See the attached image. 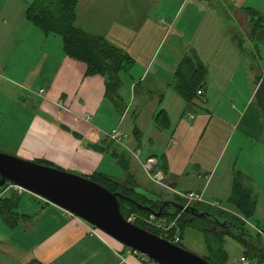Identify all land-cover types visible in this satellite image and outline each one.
I'll return each mask as SVG.
<instances>
[{
    "label": "crops",
    "instance_id": "crops-1",
    "mask_svg": "<svg viewBox=\"0 0 264 264\" xmlns=\"http://www.w3.org/2000/svg\"><path fill=\"white\" fill-rule=\"evenodd\" d=\"M30 1L0 4V147L67 169L109 176L110 166L121 164L119 156L127 161V174L149 193L205 194L227 152V146L223 152L225 144L238 132L237 149L228 153L216 176L223 193L212 190L209 197L228 199L238 171L257 205L264 155L256 159L245 145L256 142L255 151L260 146L264 154V127L259 125L257 108L249 109L251 91H255L257 107L264 110V58L259 48L264 46V20L252 34L246 10L264 14V1L78 0L75 25L124 50L133 58V67L141 64L125 72L133 79V90L141 86L139 112L138 104L132 109L122 98L121 72L119 98L107 97L101 75H85L84 64L65 55L61 39L44 35L25 19ZM186 56L205 70L202 92L191 100L175 88L176 70ZM240 71L243 79L238 91ZM242 90L249 93L244 100L234 96ZM216 95L221 100L216 101ZM200 96H204L202 103ZM228 98L236 101L233 119L227 117L234 107L226 103ZM130 112L132 121L127 119ZM226 127L232 131L230 140L226 134L219 141V132ZM112 129L126 134L133 150H141V159L135 160L141 168L147 157L156 159L165 186L149 179L156 184L153 191L139 184L130 170L133 161L128 151L107 137ZM219 145V152L214 151ZM26 192L5 191L1 197H17L13 210L17 223L10 227L0 217V225L5 226L0 227V264L34 260L40 264H147L81 218ZM247 225L263 240L264 227Z\"/></svg>",
    "mask_w": 264,
    "mask_h": 264
},
{
    "label": "trees",
    "instance_id": "trees-1",
    "mask_svg": "<svg viewBox=\"0 0 264 264\" xmlns=\"http://www.w3.org/2000/svg\"><path fill=\"white\" fill-rule=\"evenodd\" d=\"M77 2L78 0H31L25 7L24 16L27 21L38 28L44 35L52 34L60 37L65 55L83 63L85 75H101L105 81V95L110 98H119L118 89L121 85L119 73L130 71L134 65V60L124 50L110 44L103 37L91 34L75 25ZM246 11L250 16V22H252L251 33L254 34L262 25L264 14H260L251 8H247ZM204 73L205 70L201 64H198L188 56L184 57L176 70L175 88L177 92L186 99L191 100L197 95L199 88L202 87ZM260 89H262L261 85L259 86ZM119 158L121 157L118 156V160L123 168L127 169V161ZM43 164L56 167L51 163ZM93 175L96 178L100 177L103 182H98L95 178L90 179L102 184L109 190L119 192L145 205L156 207L147 195L141 194L134 189L138 184L130 174L127 175L125 181L112 178L100 172H96ZM16 201V196L0 200V217L10 227L15 226L17 223L16 214L13 212L16 207ZM227 201L234 207L235 213L198 202H194L191 205L201 211L212 213L219 219L230 221L237 226L236 228L242 229L241 231L228 226L216 225L212 219L206 216L197 217L184 211L165 217L172 220L178 215L176 228L180 231V237L182 236V229L187 226L196 227L202 231L207 247L208 241L212 236L219 243L224 241L226 237H230L242 245L245 258L253 260V264H264L263 240L259 233L253 234L250 231L246 222L253 219L256 201L245 183L244 176L238 171L233 174L231 191ZM120 210L125 216L130 213H136L141 217L149 214V212L138 209L133 203L124 199H120ZM136 224L147 227L152 232L160 235L158 229L146 226L143 221H137ZM173 232H175V228L171 231L172 234ZM205 259L211 264L225 263L224 256H210ZM144 262L155 264L150 259L144 260ZM27 264L40 263L34 260Z\"/></svg>",
    "mask_w": 264,
    "mask_h": 264
},
{
    "label": "water",
    "instance_id": "water-1",
    "mask_svg": "<svg viewBox=\"0 0 264 264\" xmlns=\"http://www.w3.org/2000/svg\"><path fill=\"white\" fill-rule=\"evenodd\" d=\"M7 182L16 184L48 202L81 218L123 246L146 256L157 264H211L205 258L174 244L147 227L131 223L120 210V199L133 203L138 209L156 217L189 212L208 217L216 225L236 228L233 223L193 205L165 199L149 193L138 185L134 188L147 195L156 207L145 205L102 184L60 168L22 159L0 151V188ZM259 236V235H258ZM257 236V237H258Z\"/></svg>",
    "mask_w": 264,
    "mask_h": 264
},
{
    "label": "rangeland",
    "instance_id": "rangeland-1",
    "mask_svg": "<svg viewBox=\"0 0 264 264\" xmlns=\"http://www.w3.org/2000/svg\"><path fill=\"white\" fill-rule=\"evenodd\" d=\"M2 1L3 0H0V4H1ZM262 1H264V0H262ZM262 8L264 9V5H262ZM1 19L2 18H0V21H1ZM51 37H55L54 39H60L57 35H51ZM259 48L261 50L262 57L264 58V46H259ZM140 65L141 64L137 63V65H135L136 67L134 66L133 68L134 69L135 68L139 69ZM134 69L131 70V71H134ZM131 73L132 72H130V75H132ZM238 73H239V77L236 80L238 82H240V83H239L237 89H238V91H241V81L243 79L242 78V73L243 72L240 71ZM125 75H127V73H125V72H121L120 73V77L123 79V85H122V88L120 90V93L122 95V98H123L124 102L129 107L132 105V107H131L132 109H134L135 106L138 104L137 110L139 112V110H140L139 106H141V103H139V101H141V86L136 85L135 90H133V88H131V86H130L131 80H133V79H131L130 76L126 77ZM136 80H138V79H136ZM247 89L250 90V88H247ZM246 92H248V91L242 90V92H240L241 94L238 93V94H235L234 96L235 97L237 96L241 100H244L245 98H247L249 96L248 95L249 93H246ZM252 92L253 91H251L252 95H251V98H250V101L252 102V104H251L249 109H253L254 107L257 108L258 118L261 119V122H259V125L264 127V110L262 111L260 107H257L258 106L256 104V99H257L256 97L257 96L255 97V91L253 93ZM168 96H167V98H168ZM203 98H204V96H200L198 102L204 101ZM219 99L221 100L220 95H216V101L217 100L219 101ZM226 103L230 107L232 105L234 106L232 111L228 110L227 117L229 119L235 118L236 117V101L234 100V101L231 102L230 99L228 98ZM131 112L127 115V119L132 121L134 119V116H131ZM171 120H172V117H171ZM153 124H154V122H153ZM226 134H228V136H229V139H228V142H229L230 136L232 134V131H230L227 127L219 132V136H220L219 141H223V137ZM238 138H239V134H238V132H236L233 135V137L231 139V142L225 144L223 152H224L226 146H227V148H226L225 152L226 151L227 152H226L224 158L221 160L218 168L216 169V167H217V165L219 163V160L217 161L215 167L212 169L211 172H213L215 169H216V171L214 173V175H215L214 178L212 179L211 183L208 186L207 192L204 194V197L207 200H217V199H212L211 197H209L210 196L209 191L213 190L214 192H217L218 194H222L223 193V188L220 187L219 183H216V176L218 175V173L220 172L221 168L223 167V165L225 163V160H226V157L228 156V153L231 152L233 148L237 149ZM128 139H130V138H128V136L125 134L123 142L120 145H122L128 151L129 156L131 157V161H133V164L131 162V165H130L131 169L130 170L132 171L133 174L136 175V177H138V179L140 181L139 184L141 186L147 187V188L150 187L151 190L153 189V191L156 190V187H155L156 184H153V183H151L149 181L150 178L146 175V173L143 170V168H141V166H139L136 163L135 160H137V159L130 152V151H133V149H132V147H130L131 142H129V143L127 142ZM241 141H244V138H241ZM204 143H205V140H203V142H200L198 144L199 145L200 144L203 145ZM255 144H258V143L255 142L254 144H252V143L246 144L245 145V150H247L246 152L254 153L256 159H260V158H262L261 156L264 155L263 154V150H261V147L258 146V150L259 151L256 152L255 149H254L255 148ZM221 145H222V143H221ZM221 145H219V147L217 149L213 148V150L214 151L218 150V152H219V150H220L219 148L221 147ZM0 151L4 152L6 154H10V155H13V156H16V157H19V158H22V159L34 161V162H37V163H51V164L55 165L56 167H58V168H60V169H62L64 171L75 173V174H79V175H82V176H85V177H88V178H95L96 181L103 182L100 177L96 178V176L93 175V174H95L98 171H96V172L93 171V172L90 173L89 171H86V170L85 171H76V170H73V169H67L66 167H62L60 165H57V164L49 162V161L40 160V159H37V158H31V157H22V156L18 155L16 152L12 151L11 149H7L5 147L4 148L0 147ZM152 152H157V149H152ZM223 152H222V154H223ZM257 155L260 158H257ZM240 160H242V157L240 158ZM258 167L260 168L261 166H258ZM110 168L111 169L109 171H110V176L112 178H116V179H120V180H124L125 181V179H126L128 174L125 171V169H124L125 172L123 171V166L121 164H119V163L112 164L110 166ZM105 169L108 170L109 168L105 166ZM103 174H105V173H103ZM260 175L261 174L259 173V176ZM204 178H205V176L203 178H201L200 181H204ZM158 193H160V195L163 198H165V199L175 200V201H178V202L179 201L184 202V200H182L179 196L174 195L173 193L168 192L166 190H161ZM217 201L219 202V204H220V206L222 208L227 209V210L235 213L234 207L231 204L228 203L227 198L221 197V199L217 200ZM248 223L251 224L252 226L258 225V226L264 227V181L261 183L260 188L258 189L257 205H256V211H255L254 217H253V219H250L248 221ZM0 227H5V226L3 224H1ZM179 233H180V231H177V234H179ZM181 235H182L181 236V240H180L178 245H181L183 248H185V249H187V250H189V251H191V252H193V253H195V254L203 257V258H209L210 256H224L225 257V261H224L225 263L224 264H243L242 261L240 260L241 256L244 255L243 254V247L238 241H236V240H234V239H232L230 237H226L224 239V241L219 243V242H216V240L212 236L210 238V240L208 241V247H210V248H208L207 245H206V242H205L204 234H202V231H200L196 227H191V226L184 227L182 229V231H181ZM263 240H264V237H263Z\"/></svg>",
    "mask_w": 264,
    "mask_h": 264
},
{
    "label": "built area",
    "instance_id": "built-area-1",
    "mask_svg": "<svg viewBox=\"0 0 264 264\" xmlns=\"http://www.w3.org/2000/svg\"><path fill=\"white\" fill-rule=\"evenodd\" d=\"M201 90H198L197 93L201 94ZM189 119H194V115L193 114H189L188 115ZM107 137L117 143L122 144L123 139H124V135H122V133H120L118 131V129H112L109 133H107ZM132 153V155L137 159L140 160L141 159V151L140 149H136L133 151H130ZM142 168L145 171L146 175L155 183L160 184L165 186L162 183L163 180V174L162 172L157 168V161L155 158L153 157H147L143 162H142ZM5 191H14L15 193L19 194L22 193L26 190H24L22 187L7 182L6 184H4L1 187V191H0V199L3 195V193ZM176 194L182 199L184 200L183 203H185L186 205L192 204L193 202H198V203H203L209 206H212L214 208H218L227 212H231L227 209H224L220 206L219 202L217 200H207L204 197V193L203 191H176ZM178 218V215L176 217H174V219L169 220L167 217L163 216V217H156L153 214L149 213L147 216L141 217L140 215L136 214V213H130L126 216V219L131 222V223H136L137 221L141 222L143 221V223L148 226V227H152L155 229H158L160 231V236H162L163 238L171 241L174 244H178L181 240V237L179 234H177L178 229L176 228V220ZM247 224L248 221H246ZM173 228H175V232H173V234L171 233V231L173 230ZM256 230H259L258 227L256 228ZM133 252L135 254L138 255V257L142 260V261H147L149 260V258H147L146 256L140 254L137 251ZM240 260L242 261L243 264H249V261L242 256L240 258ZM153 262V261H152ZM155 263V262H154ZM157 264V263H155Z\"/></svg>",
    "mask_w": 264,
    "mask_h": 264
}]
</instances>
